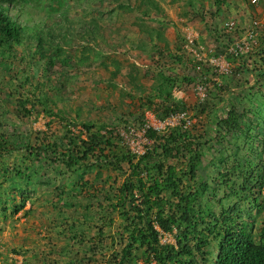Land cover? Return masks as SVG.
Returning a JSON list of instances; mask_svg holds the SVG:
<instances>
[{"label":"rangeland","instance_id":"rangeland-1","mask_svg":"<svg viewBox=\"0 0 264 264\" xmlns=\"http://www.w3.org/2000/svg\"><path fill=\"white\" fill-rule=\"evenodd\" d=\"M16 10L27 31L14 55L0 56V138L19 147L84 138L82 123L90 121L129 151H143L150 143L136 137L142 126L168 119L155 117L164 101L160 74L193 79L178 80L171 96L188 106L184 126L198 131L209 114L220 116L219 106L244 104L241 92L259 84L264 0H28ZM214 85L223 87L216 106ZM194 105L204 113L194 115ZM219 138L230 153V137ZM207 147L203 177L215 175L218 157L214 141ZM50 158L16 149L0 159V264H107L119 249L120 221L103 196L123 176L86 162L67 170L60 157L46 164Z\"/></svg>","mask_w":264,"mask_h":264},{"label":"trees","instance_id":"trees-1","mask_svg":"<svg viewBox=\"0 0 264 264\" xmlns=\"http://www.w3.org/2000/svg\"><path fill=\"white\" fill-rule=\"evenodd\" d=\"M25 1L0 0V56L14 55L24 41L27 25L18 20L16 6ZM138 10L140 16H147L146 11ZM50 64L48 59L46 65ZM255 64L262 70L256 74L259 84L254 94L248 92L253 86L241 92L239 99L244 104L230 102L225 107L223 103L217 110L220 116L209 114L208 124L200 131L184 126V120L161 131L146 129L150 146L140 155L121 146L112 130L101 133L104 124L96 127L87 121L82 123L84 138L62 137L40 149L28 144L19 147L1 137L0 159L16 149H26L29 155L49 153L52 158L46 164L57 163L60 157L67 170L86 162L123 176L103 196L120 221L115 231L119 249L107 264H135L138 257L143 264H264V52L257 55ZM159 78L164 101L157 106L155 117L162 121L185 116L188 106L171 96V89L178 80L188 83L193 79L163 74ZM214 88L209 94L212 106L223 101V87ZM205 108L194 105L192 113L197 116ZM43 112L53 115L50 109ZM227 136L230 153L216 139ZM211 141L218 146V157L210 164L215 175L203 177L200 170ZM163 235L172 242L161 243ZM96 236L95 248L101 250V229Z\"/></svg>","mask_w":264,"mask_h":264},{"label":"built area","instance_id":"built-area-1","mask_svg":"<svg viewBox=\"0 0 264 264\" xmlns=\"http://www.w3.org/2000/svg\"><path fill=\"white\" fill-rule=\"evenodd\" d=\"M258 0H250L251 4H256ZM231 26V23L227 24V27L229 28ZM248 36H251V32L248 33ZM201 90V88H199V91ZM179 120H184L186 122V119L184 118L183 114H178L175 116H171L168 117V119H166L164 122L160 123V122H156L155 124H153L152 126H148V125H143L140 132L136 135V137H138L142 142L146 141L144 132L146 129H153L155 131H161L165 128V126H173L176 125L177 122H179ZM132 152V151H131ZM139 152V153H138ZM138 152H132L136 155H140L143 151L138 150Z\"/></svg>","mask_w":264,"mask_h":264}]
</instances>
